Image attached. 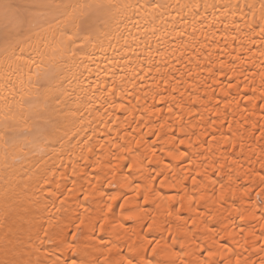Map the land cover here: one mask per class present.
<instances>
[{
	"label": "bare ground",
	"instance_id": "obj_1",
	"mask_svg": "<svg viewBox=\"0 0 264 264\" xmlns=\"http://www.w3.org/2000/svg\"><path fill=\"white\" fill-rule=\"evenodd\" d=\"M165 102L176 105L174 114ZM181 127L188 135L177 147L199 144L193 151L204 155L196 156L195 173L182 163L169 168L170 178L154 176L164 187L153 195V166H168L171 133L183 135ZM150 140L161 145L155 155ZM136 147L143 151L132 157L137 174L122 177ZM262 175L264 0H0V264H66L70 252L56 233L67 235L84 194L90 215L101 214L96 189L105 177L130 193L125 207L136 208L141 194L156 205L148 209L157 223L144 229L147 241L160 240L164 222L173 221L172 243L165 236L157 250L161 264H175L181 247L187 261L198 260L196 240L216 250L215 264H253L255 245L264 243V196L251 193ZM61 194L65 205L51 221L58 227L45 238L48 209ZM106 215L112 255L145 239L139 226L109 228ZM189 217L196 233L180 226L192 227ZM241 223L251 226L242 236L232 230ZM217 224L229 229L222 233L228 251L215 233L204 234ZM233 244L239 261L229 258ZM77 251L96 249L81 243Z\"/></svg>",
	"mask_w": 264,
	"mask_h": 264
},
{
	"label": "snow or ice",
	"instance_id": "obj_2",
	"mask_svg": "<svg viewBox=\"0 0 264 264\" xmlns=\"http://www.w3.org/2000/svg\"><path fill=\"white\" fill-rule=\"evenodd\" d=\"M235 83V81H230L228 84V87L231 88L232 84ZM242 87V86H241ZM245 96H247V93H245ZM164 107L167 108V114L171 115L174 114V111L176 109V105L172 104L171 107H168V103L165 102ZM158 111H164V108H158ZM162 119V118H161ZM180 133H183V135H180L176 132H172L171 135L173 137H176V139L173 141L172 146L168 148L167 155L171 157V159L168 161V166L161 167V165L164 164V161H158L156 165H154V171L151 172L149 179L158 184L159 187L152 189V194L156 195L157 193H160L163 191V183L159 180L153 181L154 176L163 177L165 179L170 178L171 174L169 173L170 167L180 168V165L182 163L191 164L192 171L195 173L197 169V165L195 164V158L197 155L203 156V152L197 153L196 151H193L195 148H199V144H189V146L184 150L181 151L177 145H184L185 139L187 138V133L184 132V129L180 128ZM195 134V133H193ZM155 136L156 134L153 133ZM168 135V133H165V137ZM216 134L213 133V137ZM163 139V138H161ZM205 141L204 143H206ZM148 148L152 152L153 155L156 154V149L158 147H161L158 140L153 141H147L146 142ZM122 147L127 148V145H123ZM166 147V145L164 146ZM140 154L143 156V151L141 147H136L131 153L126 155V159L129 160V163L126 165L127 168L130 170L125 173L121 172L122 177H129L132 178L136 176V171H132L131 169L134 168L132 157L136 156L137 154ZM161 156L164 155V152L162 151L160 153ZM147 158H145L142 163H147ZM207 163V160L201 161V165ZM94 176H100V172L93 173ZM191 183L193 185H197V176L192 175L190 177ZM199 180H204V175H199ZM215 183H219V186L221 189L225 187V184L222 181H214ZM140 188L139 183H131L129 187ZM252 187V185H250ZM255 189H259V191H252V195H255L257 199H259L261 196H264V175L261 176V183L256 185ZM67 192H72V189L70 187L67 188ZM96 192L99 193L100 199L98 203L103 204L105 207L101 208L99 214L96 217H93L88 212V208L91 207V205L87 204V201L89 200V194L83 195V202L79 205V210H77V214L75 216V219H71L69 221L71 228H68L67 235L64 234V231L57 232L56 235L58 238L61 239L62 243L58 245V247L66 246L70 252L68 259L66 261V264H105V261H112V260H120L121 264H161V262L157 259L158 252L157 250L161 246V241L166 236L167 242L169 244L173 241V234L171 231L170 225L173 223V221H166L164 222V231L161 232L160 240L158 241H147V233L144 232V229H148V232H151L154 229V225L157 223L156 217L150 214L148 212L149 208H154L155 204H149V199L147 195L141 194V198L139 201H137V207L131 208V207H125V205L128 204V196L130 195L129 192L123 191L120 187L118 181H114L108 177H105L104 182L100 185L99 188L96 189ZM215 194V193H213ZM222 194V193H221ZM51 195V192L49 193ZM244 196H249V188L245 187L244 189ZM203 199V197H201ZM65 205V194H61L57 197V199L53 202V204L48 209V220L43 225V234L45 238L49 236V230L48 229H55L58 227L57 225L53 226L51 221L56 219L55 213L60 212L61 208ZM115 206V207H114ZM178 206V205H177ZM240 207L244 208L241 204ZM116 209H119V214H117ZM246 211H251L250 208H245ZM145 212L149 213L146 217H139L134 218L133 213L138 212ZM173 211H175V208H173ZM106 213L112 214V224H109V228L112 227V225H116L119 229H135L137 226L140 228V235H143L145 237L144 240H140L137 243L133 245L128 246V252L127 253H121L116 252L115 255H112L113 248L116 247V242L111 240L110 236L108 235V228H105V224L108 223V217ZM169 215H171V212H169ZM179 218H183V213L178 214ZM240 221L244 220V213L238 212V216L236 217ZM259 219L264 220V212H260ZM189 220L192 222V227L188 226V221L185 220L181 227L187 228L188 232L190 233H196L195 231V220L192 217H189ZM143 221V222H141ZM205 223H208L207 219H205ZM251 226L249 224L241 223L236 224L234 228L232 229L235 231L238 229L237 235L242 236L246 229H250ZM229 231L228 228L220 227L219 224L213 225L212 227L208 228L205 231V235L215 233V236L213 237L219 244L220 247L224 248L226 251H228V241L227 239L222 235L223 232ZM262 232H264V229H262ZM167 234V235H165ZM121 233L117 231V236H120ZM195 240V236L193 237ZM198 241V242H197ZM264 241V240H262ZM145 242H147L146 248L143 247ZM84 243L90 250L92 248L96 249V252H91L89 255H81L77 251V245ZM196 243L198 245V257L199 259L196 261H187L185 259V255L187 253V249L181 247L180 251L178 252V256L175 260V264H215V261L212 260L213 253L216 251L208 242L204 240H196ZM264 243H258L255 245L257 248L256 257H258V264H264V247H262ZM235 248L236 245H232V254L230 255V259L233 261H239L243 258V255H236L235 254ZM134 249H139L140 251L137 254H132ZM98 252V254H96ZM151 252V257L146 255V253ZM94 256V259L92 258ZM143 257V259H142ZM257 261H254L253 264H257ZM167 264H172L171 261H168Z\"/></svg>",
	"mask_w": 264,
	"mask_h": 264
}]
</instances>
